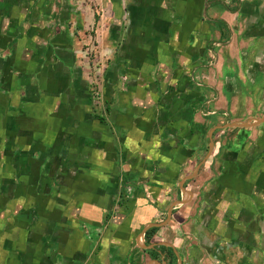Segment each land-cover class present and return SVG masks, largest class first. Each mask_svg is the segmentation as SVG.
<instances>
[{
    "label": "crops",
    "instance_id": "1",
    "mask_svg": "<svg viewBox=\"0 0 264 264\" xmlns=\"http://www.w3.org/2000/svg\"><path fill=\"white\" fill-rule=\"evenodd\" d=\"M53 1L0 0V149L17 159L0 169L25 170L16 192L29 203L43 200L41 218L51 221L41 240L36 227L29 232L18 221L8 240L0 237V264H130L136 256L138 264H240L245 199L261 202L264 187V122L240 127L248 135H236L234 148L214 139L210 157L197 161L194 121L228 118L209 129V141L213 129L212 139L235 128L219 126L264 115V0H95L97 18L80 13L76 0H60L58 19ZM69 19L111 26L99 35L111 47L110 75L134 79L131 98L114 105L115 133L86 123V100L75 93L87 36L70 34ZM139 101H158L157 109L131 114ZM242 145L257 161L245 160ZM71 162L80 170L74 177ZM54 169L62 171L58 180L49 177ZM98 231L93 242L88 234ZM100 243L112 252L95 254Z\"/></svg>",
    "mask_w": 264,
    "mask_h": 264
},
{
    "label": "rangeland",
    "instance_id": "2",
    "mask_svg": "<svg viewBox=\"0 0 264 264\" xmlns=\"http://www.w3.org/2000/svg\"><path fill=\"white\" fill-rule=\"evenodd\" d=\"M53 1V0H51ZM60 0H54L53 1V12L55 8V12L57 13L55 15V18L61 17L59 14V10L62 7V3L59 2ZM70 1V0H69ZM72 1V0H71ZM82 1V2H81ZM80 4L81 10L80 13H95V17H99L97 15L96 11L100 12V8L97 4H95V0H80L77 2L75 1V5L77 7L78 4ZM109 4V1H108ZM106 7H109L106 5ZM122 7V6H121ZM109 13V10L107 11ZM72 14V11L70 12ZM122 14V13H121ZM84 15V14H83ZM71 16V15H70ZM101 16V12H100ZM53 17V15H52ZM24 18V16H23ZM69 16H67V19ZM66 25H64L65 29H69V33L73 35H77L78 33H81L82 35L85 34L87 36V40H85V43L82 46V49H79L77 52L78 54V67L82 70V78L80 83V91L75 93V95H79L80 98H83L86 100L87 104V117L86 123L87 125H91L94 127V124L96 125L95 130L96 131H112L113 133L116 132V128L119 123H116L115 118L117 114H120V112H115L114 105L116 104V101L118 100L120 103L125 102V100H129L130 93L127 85H131L134 79L126 73H120L118 75L112 74L110 75V62H111V51L109 48L110 44L102 40V38L99 37H105V34H108L111 26L107 25H92L90 23V20L87 19V23L84 27L80 26L78 27L71 19L68 20ZM118 29V27H117ZM107 37V35H106ZM108 45V46H106ZM154 80H157L154 79ZM138 82V81H135ZM202 80L198 82V85H201ZM137 91V90H135ZM167 91V90H165ZM138 92V91H137ZM162 90L157 91L156 96H154V99H159L157 96L161 94ZM168 92H172L169 91ZM186 90H183L182 93H185ZM137 97L139 94L137 93ZM164 97V96H163ZM200 101V100H199ZM157 102L151 106L143 105L141 101L135 102V104L130 107V113L131 114H142L147 110H153L157 109ZM199 103V102H198ZM120 106V105H119ZM122 108V106L120 107ZM255 108L254 104L253 107ZM198 111L199 114L201 113V107L198 105ZM224 112V111H219ZM201 115V114H200ZM225 115V114H224ZM201 117V116H200ZM203 117V116H202ZM229 117V116H227ZM201 122L194 121V128L198 131L199 140H198V151L199 155L197 158V161L202 159L205 155L208 153L209 149V141L207 138L208 131L211 127L218 124H223L227 122L228 118L224 117V120H217L216 117L213 118V120L206 121L207 118L205 116L203 119H200ZM160 124V123H159ZM152 128H157L158 122H152V124H149ZM183 127L185 126V122L182 123ZM245 128L235 127V128H228V129H221L215 131V135H213V140L219 141V143H224L225 148H234L235 140L237 141V136L240 135L243 138H246L248 133L245 132ZM192 133H194L192 131ZM237 135V136H236ZM236 136V138L234 137ZM91 141L93 139H90ZM5 142H9L8 139L5 140ZM90 142V141H89ZM88 141L85 142L87 146L92 147ZM228 143V144H227ZM244 144V143H243ZM254 145V143H252ZM220 145V144H219ZM245 145L241 146V150L243 152H246L247 155H245V160L247 162H255L257 161L255 158L258 157L257 153H254L252 148H246ZM8 149H6L7 151ZM6 151H3L0 149V164L7 162L14 163V161H17L14 157L8 158ZM210 157V156H209ZM208 157V158H209ZM218 158L219 155H215V158ZM188 158V156H187ZM28 160V159H26ZM74 161H77L76 159H73ZM219 160V158H218ZM255 160V161H253ZM20 159L18 160V162ZM211 161H214V158H211ZM15 165H12L11 168L8 166L5 169H0V218L2 216L5 217V219L2 218V221L5 222V224H2V221L0 220V237L7 239L9 236V233L14 225H18L19 222L21 223V226L28 227L29 232H31L32 226L36 227L38 230L37 236L39 237V240L42 238H45L46 233V224H49V220H46L44 218H41L43 215L42 213H45L46 207L44 206L43 200H37L29 203L26 198L25 192H16L17 184H20V187H25L22 185V183L26 180V172L25 170H22V168H14ZM78 164L75 162L70 163L69 167V176L74 177L79 172ZM54 173L51 174L50 171V179L56 178L57 180L61 177L62 171L60 169H54ZM247 177V175H246ZM13 184L15 186H13ZM18 187V186H17ZM56 188V186H54ZM17 197V199H16ZM245 199L246 200V207L248 210L249 217H245V222H243L245 228V247L246 250L244 251V255H239L240 257V264H264V187L262 189V195H261V202L258 199ZM43 203L41 204V202ZM250 202L254 203L256 205V210L254 214L250 212ZM259 204V205H258ZM72 205V204H71ZM21 217V218H19ZM19 221V222H18ZM241 227V228H242ZM255 229V233L253 234L250 232V230ZM29 234H27V237H29ZM101 231L88 234L89 237L93 240V242L98 239L100 236ZM6 237V238H5ZM89 237H87L89 239ZM253 239V241H252ZM8 240V239H7ZM44 241V240H43ZM255 241V247L252 246ZM96 246L95 254L98 253H111L112 249L108 248L106 251L102 250V243L97 244ZM138 249H143V247L137 246ZM137 249V250H138ZM44 249H37L36 254L43 253ZM98 252V253H97ZM233 256L236 254L233 253V251H230ZM109 256V255H108ZM121 255H118L117 253L114 255V257H119ZM109 257H112L110 254ZM238 257V256H235ZM129 258V256H128ZM136 259L129 260L130 264H138L137 259H139V256L135 257ZM78 262L77 264H79Z\"/></svg>",
    "mask_w": 264,
    "mask_h": 264
},
{
    "label": "water",
    "instance_id": "3",
    "mask_svg": "<svg viewBox=\"0 0 264 264\" xmlns=\"http://www.w3.org/2000/svg\"><path fill=\"white\" fill-rule=\"evenodd\" d=\"M264 122V115L262 116V117H260V118H258V119H255L254 121H252V122H250V123H246V122H232V123H228V124H226V125H222V126H219V127H255V126H258V125H260L261 123H263ZM214 130V129H213ZM213 130L210 132V134H209V149H208V153H207V155H206V157H208L209 155H210V153H211V150H212V148H213V139H212V132H213ZM205 157V158H206ZM205 160V159H204ZM204 160L203 161H201L202 163L204 162ZM200 162V164L195 168V170H194V172L192 173V174H190L188 177H186L185 179H189V178H192V177H194L195 175H196V173H197V171H198V169L200 168V166H201V163ZM184 179V180H185ZM183 180V181H184ZM181 188H182V190H183V182H182V185H181ZM185 202V196H184V198H182V199H180V200H177V201H175L172 205H170V207H169V210H168V218L171 216V211H172V208H173V205H175V204H183ZM158 224H150V225H148L147 227H146V229H148V228H151V227H154V226H157ZM145 229V230H146ZM145 230H143L142 232H141V234L139 235V237H138V240H139V238L144 234V231ZM143 247H147L146 245H143ZM154 262H158L157 260L155 261V260H153Z\"/></svg>",
    "mask_w": 264,
    "mask_h": 264
},
{
    "label": "trees",
    "instance_id": "4",
    "mask_svg": "<svg viewBox=\"0 0 264 264\" xmlns=\"http://www.w3.org/2000/svg\"><path fill=\"white\" fill-rule=\"evenodd\" d=\"M153 229H155V228H150V229L146 232L145 237L148 238V233H150L151 231H153Z\"/></svg>",
    "mask_w": 264,
    "mask_h": 264
}]
</instances>
